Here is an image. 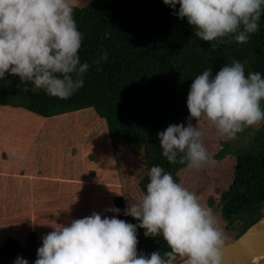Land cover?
Instances as JSON below:
<instances>
[{
  "label": "clouds",
  "instance_id": "9594fccd",
  "mask_svg": "<svg viewBox=\"0 0 264 264\" xmlns=\"http://www.w3.org/2000/svg\"><path fill=\"white\" fill-rule=\"evenodd\" d=\"M179 19L186 18L194 36L204 42L231 37L247 43L259 30L264 0H163ZM179 5L178 11H175ZM75 0H0V79L5 75L30 81L46 94L68 99L84 86L89 70L81 63L83 35L74 19ZM105 52L93 63L107 60ZM264 77L245 74V64L233 61L213 75L208 68L197 75L187 95L189 116L158 133L162 155L170 163L192 169L214 163L202 141L204 133L192 120L206 118L222 137L235 139L246 128L264 121ZM146 193L123 211L138 224L117 215H91L55 224L42 237L34 264H222L225 234L219 218L202 205L195 193L178 183L159 165L148 171ZM145 237L162 236L169 250L138 252L137 229ZM13 264H28L17 257Z\"/></svg>",
  "mask_w": 264,
  "mask_h": 264
},
{
  "label": "trees",
  "instance_id": "16d2710c",
  "mask_svg": "<svg viewBox=\"0 0 264 264\" xmlns=\"http://www.w3.org/2000/svg\"><path fill=\"white\" fill-rule=\"evenodd\" d=\"M173 11L163 0H89L76 6L74 19L83 35L79 56L81 63L90 65L84 86L70 98L59 99L30 81L6 74L0 79V104L22 107L43 117L90 107L104 119L112 142L139 149L148 170L159 165L178 182V172L187 164L168 162L158 133L170 124L187 125L190 85L204 70L212 68L215 75L223 65L239 61L245 64L246 75L259 72L264 77V11L259 30L244 44L229 42L231 37L223 38V43L204 42L194 36L186 18L179 19ZM105 52L106 61L93 63ZM234 155L232 180L220 192L218 203L228 221H244L236 238L264 216V143ZM148 182L147 173L138 180L142 193H146ZM113 203L121 209L118 219L139 223L123 214V196L115 197ZM137 237L138 252L169 250L162 236L145 237L144 229L138 228ZM41 245L42 238L37 241L34 232L26 236L23 245L8 236L0 255L13 248L25 252L31 247L30 264H34Z\"/></svg>",
  "mask_w": 264,
  "mask_h": 264
},
{
  "label": "crops",
  "instance_id": "0c3cea01",
  "mask_svg": "<svg viewBox=\"0 0 264 264\" xmlns=\"http://www.w3.org/2000/svg\"><path fill=\"white\" fill-rule=\"evenodd\" d=\"M85 111L88 118L80 120ZM94 112L88 107L43 117L0 104V205L20 204L21 212L31 216L30 230L37 241L55 224H68L93 212L102 218L116 215L105 209L122 196L121 174L105 121ZM65 192L80 197L65 204ZM50 206L63 207L56 219ZM90 207L88 214L84 210ZM35 213L42 217L45 213L47 222L39 224Z\"/></svg>",
  "mask_w": 264,
  "mask_h": 264
},
{
  "label": "rangeland",
  "instance_id": "374dc122",
  "mask_svg": "<svg viewBox=\"0 0 264 264\" xmlns=\"http://www.w3.org/2000/svg\"><path fill=\"white\" fill-rule=\"evenodd\" d=\"M88 1L89 0H75V5L80 7L85 5ZM91 111L94 112L92 108ZM88 116L89 112L85 111L81 113L79 119H87ZM192 124L193 126H197L204 133L202 141L214 163L206 164L198 170L189 168L186 165L178 172V183L199 196L202 205L212 209L213 213L219 218V225L225 234V243H227L234 239L238 232L244 227L245 223L238 218L228 221L221 212L218 198L220 192L226 190L231 183L233 166L235 163L234 154L247 148L258 147L261 143H264V121L256 126L246 128L243 132L238 133L235 139L220 136L215 127L206 118H201L199 121L193 119ZM100 136L103 138L102 135ZM112 143L114 154L117 159L116 169L121 174L122 196L127 206L129 201L134 202L143 194L138 186V180L147 173L148 166L143 160L142 153L139 149L128 147L116 141ZM70 192H65L64 199L65 202H67L65 204L69 203V205H72L80 196L75 192L72 194H70ZM210 197L213 199L212 204L209 203ZM50 207L52 210L50 212L52 215L54 214V218L56 219V212L60 215L61 212L59 210L62 211L63 207L58 209L53 206ZM101 207L104 206L102 205ZM21 211H24V209L20 208V204H14V207H2L0 205V247L8 236L16 239L22 245L25 243L26 236L31 232L30 226L33 225V222L32 219L31 221L29 220L31 216H27ZM84 211L90 214L91 207L88 211L86 209ZM43 215V217L40 213L38 216L37 213L34 215L39 224L47 222L48 220L45 219V213H43ZM179 262L181 261L178 259L177 264Z\"/></svg>",
  "mask_w": 264,
  "mask_h": 264
},
{
  "label": "water",
  "instance_id": "95a60500",
  "mask_svg": "<svg viewBox=\"0 0 264 264\" xmlns=\"http://www.w3.org/2000/svg\"><path fill=\"white\" fill-rule=\"evenodd\" d=\"M212 202L213 199L210 197L209 203L212 204ZM263 218L264 216L239 236L224 244L222 264H232L230 262L233 259L235 260L233 264H245L253 256L261 255L264 258V227H256ZM32 254L33 248L31 247L23 253L13 248L10 252L0 255V264H13L18 256L26 259L28 264H30ZM181 263L182 261L178 264Z\"/></svg>",
  "mask_w": 264,
  "mask_h": 264
},
{
  "label": "bare ground",
  "instance_id": "6f19581e",
  "mask_svg": "<svg viewBox=\"0 0 264 264\" xmlns=\"http://www.w3.org/2000/svg\"><path fill=\"white\" fill-rule=\"evenodd\" d=\"M257 228H263L264 227V219L261 220L257 226ZM235 260L233 259L230 263H234ZM182 264V263H181ZM245 264H264V258L261 256H253L248 261L245 262Z\"/></svg>",
  "mask_w": 264,
  "mask_h": 264
},
{
  "label": "flooded vegetation",
  "instance_id": "af4514ba",
  "mask_svg": "<svg viewBox=\"0 0 264 264\" xmlns=\"http://www.w3.org/2000/svg\"><path fill=\"white\" fill-rule=\"evenodd\" d=\"M20 253H23V252H20Z\"/></svg>",
  "mask_w": 264,
  "mask_h": 264
}]
</instances>
